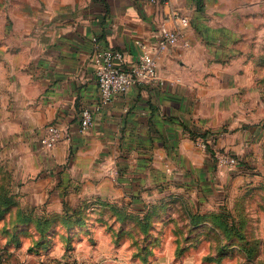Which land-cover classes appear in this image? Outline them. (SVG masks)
<instances>
[{"label":"crops","instance_id":"obj_1","mask_svg":"<svg viewBox=\"0 0 264 264\" xmlns=\"http://www.w3.org/2000/svg\"><path fill=\"white\" fill-rule=\"evenodd\" d=\"M170 9L191 24L157 55L159 79L103 101L94 50L131 64ZM255 26L264 0H0V228L33 236L37 264H119L164 214L217 199L229 173L196 137L239 150L252 78L241 46ZM51 123L65 135L47 149Z\"/></svg>","mask_w":264,"mask_h":264},{"label":"rangeland","instance_id":"obj_2","mask_svg":"<svg viewBox=\"0 0 264 264\" xmlns=\"http://www.w3.org/2000/svg\"><path fill=\"white\" fill-rule=\"evenodd\" d=\"M250 28L241 46L250 53L252 77L243 108L247 120L239 126L245 137L239 150H229L237 165L222 169L230 178L221 195L164 214L161 232L138 237L137 249L119 264H264V28ZM34 239L0 228V264H37V256L25 253Z\"/></svg>","mask_w":264,"mask_h":264},{"label":"built area","instance_id":"obj_3","mask_svg":"<svg viewBox=\"0 0 264 264\" xmlns=\"http://www.w3.org/2000/svg\"><path fill=\"white\" fill-rule=\"evenodd\" d=\"M151 3L168 5L169 0H148ZM188 15L178 9H170L164 13L159 22L157 38L150 43L145 39H137L141 52L131 64H126V54L108 46H98L94 50L93 62L96 79L103 101H108L118 94L125 93L136 83H148L159 79L157 55L176 44L190 26ZM94 120V111L84 107L80 115L81 129H88ZM64 129L57 123L48 124L41 137L42 144L47 149L54 148L64 137ZM196 144L208 151L215 158L220 169L233 168L237 165V156L228 150H220L210 138L196 137ZM212 148L213 154L208 150ZM65 264H78L69 261Z\"/></svg>","mask_w":264,"mask_h":264},{"label":"trees","instance_id":"obj_4","mask_svg":"<svg viewBox=\"0 0 264 264\" xmlns=\"http://www.w3.org/2000/svg\"><path fill=\"white\" fill-rule=\"evenodd\" d=\"M208 133H210L211 134V137L215 140L216 139V133L215 132H212V131H206L205 133H202V137H204L205 139H207L208 137ZM214 140H213V142H214ZM210 152H211V154H213V150H212V148L211 147H209V149H208ZM214 160H215V158H213ZM0 261H1V259H0ZM69 261H71V262H76V263H78V264H82L81 262H79V261H77V260H75V259H71V258H63V259H61V260H58V261H53V262H47V263H45V264H65V263H68Z\"/></svg>","mask_w":264,"mask_h":264}]
</instances>
